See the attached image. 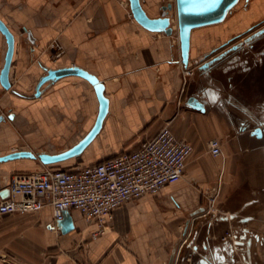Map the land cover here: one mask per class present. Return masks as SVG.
Returning a JSON list of instances; mask_svg holds the SVG:
<instances>
[{"label": "crops", "instance_id": "crops-1", "mask_svg": "<svg viewBox=\"0 0 264 264\" xmlns=\"http://www.w3.org/2000/svg\"><path fill=\"white\" fill-rule=\"evenodd\" d=\"M141 1L151 16L165 14H151L154 7ZM149 1L161 5L160 0ZM249 11L251 16L245 14L240 21L252 18L253 6ZM128 14L121 0H0V17L15 34L9 73L14 89L33 94L45 67L75 65L96 75L108 98L99 131L79 154L46 164L38 156L0 161V189L14 173L44 166L77 170L135 149L166 124L194 146L184 176L156 194L117 207L97 237L92 236L96 222L77 209L68 210L71 225L66 229L54 219L50 204L39 212L1 214L0 255L8 253L25 264H202L201 244L208 232L216 237L225 229L260 235L252 211L264 178L245 171L242 156L257 151L242 149L247 129L237 127L240 109L221 75L233 81L237 73L229 64L234 58L229 55L206 70L199 68L217 53L212 52L219 45L209 38L211 28L220 32V25L237 27V20L193 30L189 65L194 73L188 75L183 72L180 40L151 31ZM54 39L65 54L52 60L45 48ZM6 51L0 30V109L6 114L0 121V156L18 150L57 154L82 141L100 113L94 84L72 74L46 82L39 96H22L2 85ZM191 96L205 108L192 105ZM212 137L220 138L226 152L233 151L225 164L209 152ZM219 173L234 177L226 189L228 195L235 192L238 204L224 212L239 217L212 223L213 213L202 215L208 204L203 189L215 186ZM190 232L193 236L185 240Z\"/></svg>", "mask_w": 264, "mask_h": 264}, {"label": "built area", "instance_id": "built-area-1", "mask_svg": "<svg viewBox=\"0 0 264 264\" xmlns=\"http://www.w3.org/2000/svg\"><path fill=\"white\" fill-rule=\"evenodd\" d=\"M182 67L185 74L194 73L189 63L182 62ZM0 115L6 116L1 109ZM208 149L225 164L226 153L220 138H210ZM193 151L192 143L177 136L166 124L137 148L77 170L44 166L31 172L14 173L8 184L9 196L0 199V215L16 211L39 212L50 204L54 219L58 221L66 210L77 209L88 221L96 222L97 229L92 236L97 237L105 231L117 207L144 194H156L166 184L180 180ZM217 187L219 189L220 184L203 189L208 205L202 215L215 214L218 210L215 207Z\"/></svg>", "mask_w": 264, "mask_h": 264}, {"label": "rangeland", "instance_id": "rangeland-1", "mask_svg": "<svg viewBox=\"0 0 264 264\" xmlns=\"http://www.w3.org/2000/svg\"><path fill=\"white\" fill-rule=\"evenodd\" d=\"M160 1H161L160 6L158 5L159 3L155 1H154L155 3L154 2L152 3L149 0H144V4H146V6L150 5L152 6V8L154 7L151 14H158V13L162 14L164 12L166 13V11L164 10V6H168V4L171 2L175 4L176 0H160ZM121 2L128 10L129 13L128 15L130 16V18H132V13L130 11L127 0H121ZM252 6L254 10L252 18L248 22L240 21V19H242L245 14H248L250 12L249 10L250 8H252ZM171 12H172L171 14L174 17H176L177 14L174 6H173V11ZM248 15L251 16L250 14ZM226 20L229 22L237 20L235 23L237 27L235 26L223 27L222 25H220L218 26L219 27L218 30H220V35L217 34L218 31L216 29L211 28L213 32L211 31L209 32V38L215 44L218 43V45H220L222 42L228 40L231 37L236 36V34L238 33L245 31L247 28L250 27V25H253L255 23H259L257 26L263 25L264 0H240L238 4L233 8L232 12L229 13ZM225 21L222 23H225ZM221 32L223 34H221ZM172 36H174L176 39L179 37V33L177 36L176 27L173 31ZM261 40H264V35L262 36ZM249 42L250 45L246 47L241 46L237 50L238 54L240 55V63L237 62L229 67L230 70L237 73L233 81L231 82L228 81L225 73L224 76H223V72L221 73V75L223 81L226 82L227 88L231 89L232 91V94H230L229 96L230 98L233 96V104L239 107L240 109L239 111L240 115L236 119L237 127L238 128H241L242 126L248 127L247 131L241 136L242 138H245L247 140V142L245 143L246 146L244 145L242 149L243 150L250 149L253 152H255V150L257 151V154H255V156L253 155L248 156V154L247 156L245 155L242 156L241 160L242 162H245L246 165L245 171H247L248 174L249 173L258 174L260 176H263L264 178V139L263 138L257 139L254 138L252 134L249 135V130H251L253 127L256 126L255 122H264V48H262L261 50L263 58L259 59L261 55L255 54L253 52L256 46L259 44V41L255 40V38L251 36L249 38ZM45 50L52 60L57 59L61 57L63 54H65L64 47L58 39H54L45 48ZM243 60L247 61L246 64L249 67L251 66L250 69L247 70L243 69V65L241 64V61ZM227 155L234 156L233 151L229 149L226 152V159H228ZM220 161L222 163L221 158ZM225 177L227 179H225ZM232 180H234V177L232 179V177L228 178L227 175H223L221 173L218 174V177L216 179V185L218 186L220 184V188L218 189L217 187L216 189V191H219L215 203V207H217L218 209L216 210V213H218V211L228 210L230 206L234 207V203L238 204L237 203L238 199L236 200L237 195L234 194L235 192H231V194L229 195L227 193L226 187L230 185V182ZM213 192L210 191V193ZM256 197L258 199V202L256 203V206L253 207L252 213L256 217L254 223L256 224L257 233L261 235V239H258L256 244L257 258L260 264H264V182H263V186L260 187V189L256 192ZM0 260L2 264H25L24 261L8 253L1 254ZM83 264H88V262H84Z\"/></svg>", "mask_w": 264, "mask_h": 264}, {"label": "water", "instance_id": "water-1", "mask_svg": "<svg viewBox=\"0 0 264 264\" xmlns=\"http://www.w3.org/2000/svg\"><path fill=\"white\" fill-rule=\"evenodd\" d=\"M239 0H176V14L178 18V27H179V39H180V52L181 60L185 65H188L190 59V50H191V37L192 30L198 27H204L212 24H218L225 20L228 13L231 9L237 5ZM130 10L133 17L145 28L151 31H163L167 34L173 33V28L171 26V16L168 14V9L172 8V3H169L168 6H164L165 14L161 16H151L146 8L143 6L141 0H129ZM0 30L4 33L7 40V51L5 56V62L1 70V82L3 87L6 89H11L13 92L27 97H36L42 93V86L46 82L57 80L61 77L67 75H79L87 78L92 84H94L98 99L100 101V113L98 120L93 127L92 131L79 143L67 149L63 152L57 154H50L46 152L34 153L31 150H18L7 153L0 156V161H7L10 159H16L21 157H36L38 156L42 163H50L54 161H59L66 159L68 157L79 154L89 143V141L94 137V135L99 131L103 118L108 111V98L104 94V84L100 82L98 77L89 71L75 65L61 67V68H47L46 74L43 75L36 85L35 92L33 94L22 93L12 87V82L10 80V67L13 60L14 50H15V34L0 17ZM249 38H247L246 43L242 44V47L249 45ZM239 45L235 44L230 49H236ZM226 51L211 57L210 59L204 61L199 65L200 69L206 70L213 63L219 61L223 58ZM230 67V66H229ZM189 101L192 105L205 108V103L200 101L197 97L191 96ZM5 116L0 115V121H3ZM256 126L251 129V134L264 139V122H257ZM242 129H248V127H241ZM9 188L4 187L0 189V199L6 198L9 196ZM234 214V213H233ZM232 212L226 213L224 211H218L212 215L210 218L211 222H218L220 218H229L233 216ZM59 223L63 226V229L70 227L71 221L68 214V210L64 212V217L58 220ZM233 229H230V231ZM231 241L229 244L232 247ZM195 249V248H194ZM202 264H207L206 261H203Z\"/></svg>", "mask_w": 264, "mask_h": 264}, {"label": "flooded vegetation", "instance_id": "flooded-vegetation-1", "mask_svg": "<svg viewBox=\"0 0 264 264\" xmlns=\"http://www.w3.org/2000/svg\"><path fill=\"white\" fill-rule=\"evenodd\" d=\"M258 24L259 23L250 25V27L247 28L245 31L238 33L236 34V36L231 37L228 40L222 42L218 47L212 49V52L218 51L215 54L218 55L226 51L223 57H228L229 55H232L234 58V62L230 63V66L237 62L240 63V55L238 54L237 50L239 47H241L242 44L246 43L248 37L253 36L255 40L259 41V44L257 45L258 47L256 46L253 52L255 54H260L261 57H259V59H262L263 56L261 50L262 48H264V40L261 39L264 35V24L257 26ZM248 43L250 45V42ZM235 44L239 46L236 49H230V47ZM246 62V60L241 61L243 69L245 70L251 68V66L249 67ZM233 213L234 212H232V214ZM233 217H239L238 213H234L233 216L229 218L231 219ZM209 221L211 220L209 219ZM218 222H220V220ZM192 236L193 233L190 232L186 240H188ZM258 239H261V235H249L248 232L244 230L239 231L233 229L230 231V229H225L219 237H216L211 232H208L204 236L202 240L203 242L201 244V250L203 255L202 257L204 258V261L207 262V264H258L259 261L257 258L256 246ZM192 240H194V237L192 238ZM231 241H233L232 247H230L228 244Z\"/></svg>", "mask_w": 264, "mask_h": 264}, {"label": "bare ground", "instance_id": "bare-ground-1", "mask_svg": "<svg viewBox=\"0 0 264 264\" xmlns=\"http://www.w3.org/2000/svg\"><path fill=\"white\" fill-rule=\"evenodd\" d=\"M240 1V0H239ZM127 2H128V5H129V8H130V3H129V0H127ZM172 3V2H171ZM173 6L176 8V1H175V4L174 3H172V8L171 9H168V14L171 16V26H172V28H173V30H174V28L176 27V29H177V36H178V33H179V27H178V18H177V15H176V17H174L171 13V11H173ZM236 6V5H235ZM234 6V7H235ZM233 7V8H234ZM233 8L231 9V11L229 12V13H231L232 12V10H233ZM131 11V10H130ZM132 13V12H131ZM229 13H228V15H229ZM227 15V16H228ZM227 18V17H226ZM226 18H225V20H226ZM224 20V21H225ZM223 21V22H224ZM174 23H175V26H174ZM222 23V22H221ZM219 24V23H218ZM212 25H215V24H212ZM208 26H210V25H208ZM205 27V26H204ZM198 28H201V27H198ZM196 29V28H195ZM194 30V29H193ZM193 30H192V32H193ZM217 33H220V32H217ZM222 33V32H221ZM173 34V33H172ZM178 39H179V37H178ZM180 40V39H179ZM191 41H192V37H191Z\"/></svg>", "mask_w": 264, "mask_h": 264}]
</instances>
